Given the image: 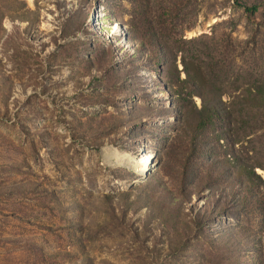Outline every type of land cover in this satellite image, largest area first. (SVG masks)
<instances>
[{
  "label": "rangeland",
  "instance_id": "rangeland-1",
  "mask_svg": "<svg viewBox=\"0 0 264 264\" xmlns=\"http://www.w3.org/2000/svg\"><path fill=\"white\" fill-rule=\"evenodd\" d=\"M260 86L264 0H0V264H264Z\"/></svg>",
  "mask_w": 264,
  "mask_h": 264
},
{
  "label": "trees",
  "instance_id": "trees-1",
  "mask_svg": "<svg viewBox=\"0 0 264 264\" xmlns=\"http://www.w3.org/2000/svg\"><path fill=\"white\" fill-rule=\"evenodd\" d=\"M255 9H256V6H248V7H247L248 12H250V13H253V12L255 11ZM156 53H158V51H157ZM258 90H259V92H260V94H261V98H256V97L248 98V100L250 101V103H253V102L256 101V100L264 101V86H260V87H258ZM263 103H264V102H263ZM203 108L206 109V110H208V109H207V106L204 105V104H203ZM251 175H254V177H255V176L258 177V175L254 174L253 172H251V174H248L247 177H248V178H251ZM198 224H200V223L198 222Z\"/></svg>",
  "mask_w": 264,
  "mask_h": 264
},
{
  "label": "bare ground",
  "instance_id": "bare-ground-1",
  "mask_svg": "<svg viewBox=\"0 0 264 264\" xmlns=\"http://www.w3.org/2000/svg\"><path fill=\"white\" fill-rule=\"evenodd\" d=\"M108 151L113 152V154H110V152L108 153L109 154L108 155V158L109 159L117 160L119 162H123L124 161V163L129 161V164H130V160H127V158H125L123 155H119L115 151L110 150V149H108ZM141 162L143 163L144 162V159H142V160H140V161H138V162L135 163V167L137 169H140Z\"/></svg>",
  "mask_w": 264,
  "mask_h": 264
}]
</instances>
